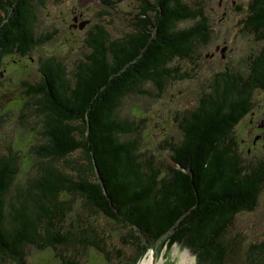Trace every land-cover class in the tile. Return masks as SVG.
Masks as SVG:
<instances>
[{"label":"trees","instance_id":"1","mask_svg":"<svg viewBox=\"0 0 264 264\" xmlns=\"http://www.w3.org/2000/svg\"><path fill=\"white\" fill-rule=\"evenodd\" d=\"M43 2L0 0V77L13 72L4 61L7 54L25 58L50 41V31L36 33L37 3ZM141 2L134 28L125 35L113 38L103 25L90 31V52L72 75L52 55L41 66L39 82L22 80L24 103H12L36 105L45 123L44 142L37 148L40 161L20 188H15L20 154L0 156V260L29 264L30 246L52 249L63 264L80 259L62 256V247L80 244L105 252L93 236L95 222L82 213L70 216L76 197L90 216L130 225L136 233L140 257L123 264H137L163 239L168 247H189L199 264H223L238 215L259 204L264 160L247 161L251 147L246 154L240 150L245 143L236 130L252 114L255 90H264V46L251 58L248 73L232 67L218 72L198 105L180 116L183 137L165 141L175 164L165 172L159 159L141 151L143 118H123L120 108L127 96L150 94L147 82L161 94L169 80L192 77L182 62L196 59L212 36V23L202 5L190 0ZM186 19L195 22L178 28ZM244 24L264 40V0H250ZM4 110L0 105L1 114ZM257 131L263 137L257 143L253 138L252 146L261 147L264 123ZM248 258L247 264H264V242L253 244Z\"/></svg>","mask_w":264,"mask_h":264},{"label":"rangeland","instance_id":"2","mask_svg":"<svg viewBox=\"0 0 264 264\" xmlns=\"http://www.w3.org/2000/svg\"><path fill=\"white\" fill-rule=\"evenodd\" d=\"M190 1L195 7L202 5L212 23V36L208 43L199 46L196 59L192 61L187 59L182 62L183 64L179 63L184 66V70L191 71L192 77L169 80L161 94H158L159 89L155 84L147 82L144 86L151 91L150 94L127 96L120 108L123 118H143L141 151L145 155H153L156 160L159 159L160 167L165 172L169 164L175 165L165 141L172 138L179 141L183 137L180 116L198 105L202 92L209 90L213 77L218 72L232 67L234 71L248 73L251 58L264 46V40H259L257 35L244 24L250 0ZM113 2L114 5L108 0H44L40 5L37 3L36 33L40 36L50 31L52 36L50 41L32 50L25 58L16 54H7L4 58L6 65H11L13 72L24 75L17 77L10 69L3 71V76L0 77V93H2L0 105L5 108L4 111L7 107H11L4 114L0 113V156L12 152L20 154L17 160L20 171L15 188L25 186L29 173L35 169L41 159L37 154L38 145L44 142L42 139L45 123L43 118L37 115L36 105L26 101L23 108L18 103L17 105L12 103L21 99L24 103L25 86L22 80L39 82L43 77L41 66L52 55L59 56V59L67 64L72 75L78 62L84 60L90 52L87 38L91 30H97L98 25L105 26L113 38H119L131 31L141 12V0H113ZM194 22L195 19H186L178 25V28L192 26ZM20 59L24 60L14 61ZM254 93L252 114L241 121L236 135L239 141L243 139L245 143L239 147L244 154L251 147L250 154L245 157L247 161L256 163L264 160V144L261 147L252 146L253 138L263 137L261 132L257 136L256 131L264 123V90L258 89ZM28 108L29 110H26ZM25 110L27 115L22 116ZM253 119L256 121L254 127L251 126ZM9 147L12 148L11 152L8 151ZM84 204L81 198L75 197L70 216L77 218L82 213L95 222L94 228L97 232L93 236L102 243L105 252L98 248L87 249L76 244L62 247L60 251L62 256L74 255L76 259H80V264H123L126 258L135 261L140 257V250L137 248L139 243L135 242L136 233L134 232L133 235L130 225L111 221L103 216L99 219L90 216L84 209ZM237 218L236 226L234 225L226 238V244L231 249L228 250L227 259L223 264H247L248 250L253 244L264 242V191L255 210L243 212ZM71 220L73 219L68 218L66 221ZM163 240L158 244L155 243L142 257L153 249L156 259L162 261L161 264H179L183 254L189 251L191 264H199L197 254L189 247L178 243L168 247ZM28 262L29 264H63L59 255L52 249L41 251L35 246L29 247ZM0 264H12V262L0 260Z\"/></svg>","mask_w":264,"mask_h":264},{"label":"bare ground","instance_id":"3","mask_svg":"<svg viewBox=\"0 0 264 264\" xmlns=\"http://www.w3.org/2000/svg\"><path fill=\"white\" fill-rule=\"evenodd\" d=\"M189 252V251H188ZM185 252L182 256L181 262L179 264H191V258ZM162 261L156 259L155 251L152 249L150 250L145 257H142L138 264H161Z\"/></svg>","mask_w":264,"mask_h":264},{"label":"flooded vegetation","instance_id":"4","mask_svg":"<svg viewBox=\"0 0 264 264\" xmlns=\"http://www.w3.org/2000/svg\"><path fill=\"white\" fill-rule=\"evenodd\" d=\"M262 126H263V123L261 124L260 127H262ZM259 134H260V133H259ZM259 134H257V136H258ZM261 135H263V133H262ZM261 135H260V136H261ZM259 140H261V138H256L255 143H257V141H259Z\"/></svg>","mask_w":264,"mask_h":264}]
</instances>
